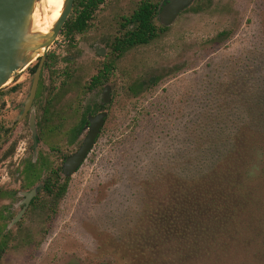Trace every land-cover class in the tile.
<instances>
[{"label": "rangeland", "instance_id": "rangeland-1", "mask_svg": "<svg viewBox=\"0 0 264 264\" xmlns=\"http://www.w3.org/2000/svg\"><path fill=\"white\" fill-rule=\"evenodd\" d=\"M143 1L164 3L106 0L86 30L73 37L62 30L47 52L50 63L35 102L37 112L53 85L55 111L66 115L77 109L73 125L88 115L91 105L103 103L108 116L86 160L68 179L64 195L56 201L40 192L12 225L19 208L10 212L7 207L14 206L19 189L32 187L23 185L18 174L32 157V131L27 119L18 125L13 139L20 141L17 149L11 155L0 151V187L14 190L12 198L0 201V264H264V0H195L156 40L117 58L108 80L112 100L104 103L103 86L89 88L90 81L113 56L110 43L123 18ZM72 16L74 6L68 19ZM155 21L165 25L159 17ZM222 31L227 35L217 40ZM96 46L105 53H98ZM28 68L1 89L20 84L8 96L11 106L0 111V123L10 126L16 120L33 78ZM135 82L143 87L132 90ZM54 122L61 120L55 117ZM215 130L231 133L242 161L252 162L246 163L249 178L239 235L226 237L225 250L221 242L210 243L212 247L200 243L202 250L188 257L183 245L162 243L158 229L160 249L153 252L146 239L159 225L150 214L178 196L171 193L178 179L193 178L198 165L200 174L212 165L215 142L208 138ZM80 139L69 144L62 137L54 142L59 152L52 153L51 138L42 136L38 155L49 153L50 165L59 167ZM220 147L227 150L228 141Z\"/></svg>", "mask_w": 264, "mask_h": 264}, {"label": "trees", "instance_id": "trees-1", "mask_svg": "<svg viewBox=\"0 0 264 264\" xmlns=\"http://www.w3.org/2000/svg\"><path fill=\"white\" fill-rule=\"evenodd\" d=\"M105 2L106 0H75V16L66 21L62 29L63 32L73 37L76 33L86 30L96 10ZM157 17L158 5L152 1H143L130 15L123 18L124 21L120 23V27L113 35L110 43L113 56L107 63L103 64L97 74L93 75L89 88L101 87L108 82L115 70L117 58L136 46L151 43L160 36L167 27L157 25L155 21ZM226 35V31L220 32L217 40H223ZM49 57L51 58V56ZM37 65L38 63L32 70ZM142 87V82H135L131 89L137 91ZM251 109L252 106L248 105L249 114ZM219 122L221 121L219 120ZM230 134H224L218 130L213 131V136L208 138V141L215 142V148L211 150L212 165L205 173L203 171L201 174L198 171L201 169L198 165L196 173L192 174L190 171L195 163L191 161V164H188L189 173L195 176L188 178V175L184 180L178 179L174 185L176 189L171 192L178 196L176 198L171 197L170 199L173 200L171 204L159 206L158 210H154L150 214L152 222L159 225V228L150 230V236L146 239V242L150 241L153 252L159 253L160 249L161 242L159 243V240L161 241V238L156 235L158 229L164 235L162 243L170 241L177 243V246L183 245L188 257L191 254L196 257L198 252L202 250L200 243L210 245L214 241L221 242V250H225L229 245L226 237L234 236L235 233L239 235L241 226L239 216L242 210V199L245 196L243 189L245 178H249L247 171L252 162L242 161V155L239 156L240 152L234 148ZM216 138L220 140L221 144L215 141ZM227 141L229 145L227 150L220 147L226 145ZM200 148L202 150L203 147ZM209 160L205 159V161ZM197 162L200 164L199 160ZM246 163L249 164L248 168ZM45 188L58 201L66 192L67 183L54 184L53 189L47 184ZM210 246L212 247V245ZM139 250L144 252V249ZM2 251L0 244V254Z\"/></svg>", "mask_w": 264, "mask_h": 264}, {"label": "water", "instance_id": "water-1", "mask_svg": "<svg viewBox=\"0 0 264 264\" xmlns=\"http://www.w3.org/2000/svg\"><path fill=\"white\" fill-rule=\"evenodd\" d=\"M42 0H0V90L15 79L19 73L28 68L33 62L40 59L36 69L32 89L26 101V111L35 97L41 71L46 54L54 44L66 23L75 0H64L59 17L54 21L48 31H40L34 28V19L37 5ZM195 0H166L161 4L159 18L165 25H170L179 15ZM98 50V46H96ZM101 54L105 49H101ZM104 101H111V85L104 87ZM25 111V112H26ZM107 111L89 116V132L82 145L64 163V173L72 176L86 160L92 150L96 138L105 123ZM34 133L35 147H37V130L34 117L31 120ZM34 187L30 192H23L30 198L37 193ZM26 204H29L27 199ZM21 211L11 224L16 223L22 217Z\"/></svg>", "mask_w": 264, "mask_h": 264}, {"label": "flooded vegetation", "instance_id": "flooded-vegetation-1", "mask_svg": "<svg viewBox=\"0 0 264 264\" xmlns=\"http://www.w3.org/2000/svg\"><path fill=\"white\" fill-rule=\"evenodd\" d=\"M164 3H166V0H164ZM161 4L162 3H160V5L158 6V17H159V13L161 12V8H160ZM164 26L167 27V25H164ZM101 51L102 50L98 48L97 52L100 53ZM49 60L50 59H48V56L46 55V59H45L44 64H43V68L41 71L38 87L36 90V94H35V97L33 98L32 102H31L30 106L28 107V110L26 111V101L28 100V98L30 96L35 72H36V69L39 65L40 59L37 60L38 65L34 70H32V68H34L35 65L28 68L31 70V72L33 74V78H32L30 88L28 90V94H27L26 98L22 101L21 107H19V110H18L19 113L16 117V120L10 126H8L4 123H0V151L4 150L7 154H10V155L14 153L15 148L17 149L16 144L20 143V141L18 143H16L13 139L17 133L18 125L20 123H22V121L24 119H27L28 127L32 131L33 144H32V148H29L30 151L32 150V157L25 160V162L22 163L20 170L18 171V174L21 176V178L23 180V185H25V186L31 185L32 187H30L28 189H19L16 192V196L18 199L14 203V206L13 207H7L8 210H11L10 212H13L14 208H19V210L17 211V213L13 217V219L15 217H17V215L21 211H23V214H22V217H23V215L28 210V208L31 207L32 205H34L35 202L39 199L40 192H42V191L47 192V190L45 188L47 184H49L53 189L54 184L60 185V184H64V183L68 182V179L71 176H67L64 173V163H65L67 157L70 156L71 154H73L82 145L85 137L87 136V134L89 132V126H90L89 121H88L89 116L90 115H96L99 112L105 111L103 103H101L100 105H97V106L91 105L89 107L88 115L87 116L85 115V117H81L79 119V122L73 125L71 120L77 119L79 117V113H78L77 109L72 108V112H68L66 115H61L57 111H55V103H56L55 87L53 85H49L50 87H49V90L47 92L46 99L43 102L40 113H38L36 108H35V102L37 101L38 97L41 96V90H42V86H43V81H42L43 74H44L46 67H47V69L49 68L48 67V64L50 63ZM19 80H21V79H19ZM106 84H109V83L107 82V83L102 85L103 86V89H102V97L103 98H102V100L104 103H105V101H104V87ZM19 88H20V84L16 83L15 85H13L11 87V89L9 91L3 92L2 90H0V111H5V110H7V108H9V106H11V104H8V100H9L8 96L17 93L19 91ZM96 88H100V87H96ZM112 91H113V89L111 86V100H112ZM107 116H108V112H107ZM107 116L105 118V122H106ZM33 117H34L35 126H36V130H37V147H35L34 133L32 130L31 120ZM55 117H59V119L61 120V123L55 124V122H54ZM104 125H105V123H104ZM104 125H103V127H104ZM103 127L101 128V131H102ZM101 131H100V133H101ZM100 133L98 134L96 141H97ZM42 136L43 137L47 136V137L51 138V140H50V144H51L50 146L51 147H49V152H52V153L59 152L58 146L54 142L56 140H61L62 137L63 138L66 137L67 143H69V144L74 143V142H78V140L80 138H81L80 139L81 141H80V145L73 152L63 156L62 163L59 167H54V165H52V166L50 165L51 163H50V159L48 157L49 153H47L45 155H40V156L38 155L39 154L38 145H39V142L42 141ZM4 151H2V152H4ZM1 157H2V155H0V160H1ZM42 172L44 174L41 178V182L34 184V181L36 179H39L40 174ZM61 174L65 177V182H61ZM34 187H38V188H37V193L33 197L30 198L28 195L23 194V192H30ZM13 191L14 190H12V189L0 187V201H4L7 198H9V199L12 198L14 196ZM27 199L29 201L28 205L26 204ZM13 219H12V221H13ZM12 221H11V223H12ZM1 246H2V243H1ZM2 249H3V247H2ZM2 252H1L0 256L2 255Z\"/></svg>", "mask_w": 264, "mask_h": 264}, {"label": "bare ground", "instance_id": "bare-ground-1", "mask_svg": "<svg viewBox=\"0 0 264 264\" xmlns=\"http://www.w3.org/2000/svg\"><path fill=\"white\" fill-rule=\"evenodd\" d=\"M63 3L64 0H42L37 5L34 28L40 31H48L59 17Z\"/></svg>", "mask_w": 264, "mask_h": 264}]
</instances>
